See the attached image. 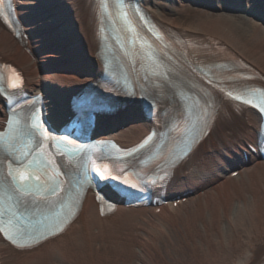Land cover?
I'll return each instance as SVG.
<instances>
[{
	"label": "bare ground",
	"instance_id": "6f19581e",
	"mask_svg": "<svg viewBox=\"0 0 264 264\" xmlns=\"http://www.w3.org/2000/svg\"><path fill=\"white\" fill-rule=\"evenodd\" d=\"M201 1L206 5L190 17L182 12L185 0H138L165 35L160 58L170 75L158 82V93L144 91L150 104L146 107L160 112L165 132L180 137V129L174 127L182 120L181 106L192 110L188 122H198L209 132L174 167L165 202L135 208L121 200L114 213L102 215L90 191L75 220L56 237L20 249L0 233V264H264V160L257 148L261 118L209 91L204 82L207 70L220 81L228 79L217 69L224 70L226 64L207 65L206 53L213 49L205 43L214 40L240 59L236 64L247 71L242 78L249 72L264 77V0ZM13 2L25 38L0 19V60L24 72L27 91L42 93L54 125H61L72 116V96L78 88L106 85L99 80L103 70L98 59L96 0ZM239 2L254 10L252 15L226 8L228 4L239 8ZM115 17V10L109 8V21ZM180 37L193 44L177 42ZM42 61L45 67L40 66ZM243 85L238 90L248 88ZM117 108L118 113L98 115V139L112 138L129 147L155 126V121L138 113V104L119 102ZM115 116L119 118L109 119ZM6 118L0 96L1 128ZM140 190L146 194L150 189L137 187L135 194ZM37 214L41 216L40 211Z\"/></svg>",
	"mask_w": 264,
	"mask_h": 264
},
{
	"label": "snow or ice",
	"instance_id": "6c2138e0",
	"mask_svg": "<svg viewBox=\"0 0 264 264\" xmlns=\"http://www.w3.org/2000/svg\"><path fill=\"white\" fill-rule=\"evenodd\" d=\"M2 3H3V0H0V4H2ZM0 15H2V17H3L4 21H5V23H7V24L9 25L10 28L13 27V25H12V23H11V21L9 20V18H8L7 15H3L2 12H0ZM13 87H16V86L13 85ZM229 95H231V93H229ZM237 99H240V98L237 97ZM11 122H12L11 119H9L8 124L10 125ZM44 136H45V138H47V137L49 136V132H48L47 130L44 132ZM192 139H193V140L195 139L194 130H193V134H192ZM198 146H199V145H197V147H198ZM193 151H195V149H194ZM189 155H191V153H189ZM28 167H30V168H34V169H35V168H37L38 166H37V164H36L35 161H32V162H29ZM13 179H15V177H13ZM40 179H41V178H40L39 175H35V176H33V175H29V174L26 173V172H21V173L19 174V180L22 181V182H24V183L18 185L17 187H18L19 189H23V190H31L33 182H37L36 186H37V188L39 189V188H41V187L44 186L43 183H40ZM132 187L134 188L135 185H132ZM48 191H49L50 193H52V194L56 193V191H57V185H56V184H49V186H48ZM0 219H2V214H0ZM0 231H3V228H2V227H0ZM13 242H14V241H13Z\"/></svg>",
	"mask_w": 264,
	"mask_h": 264
},
{
	"label": "rangeland",
	"instance_id": "374dc122",
	"mask_svg": "<svg viewBox=\"0 0 264 264\" xmlns=\"http://www.w3.org/2000/svg\"><path fill=\"white\" fill-rule=\"evenodd\" d=\"M185 1H186L187 4H185L183 6L182 12L185 13V14H187V15H190V17H191V15H195L198 12L197 11V7L205 6L206 5V3L203 2V1L198 2L199 0H197V1L196 0H185ZM176 5L178 7H181V6H179V3L176 4ZM234 7H237V6H235V5L234 6H231L230 4H228V6H226V8L229 9V10H234V11L236 10L237 11V10L240 9V8H236L235 9ZM240 10H243V9H240ZM40 66L45 67V64H44L43 61H42V64Z\"/></svg>",
	"mask_w": 264,
	"mask_h": 264
}]
</instances>
